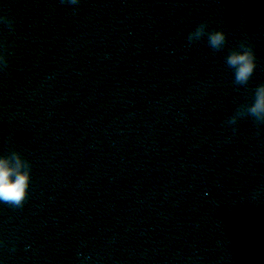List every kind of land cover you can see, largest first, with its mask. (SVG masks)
<instances>
[{"label": "clouds", "instance_id": "9594fccd", "mask_svg": "<svg viewBox=\"0 0 264 264\" xmlns=\"http://www.w3.org/2000/svg\"><path fill=\"white\" fill-rule=\"evenodd\" d=\"M61 3L78 5L80 0H61ZM0 23L5 24L9 29L14 26V20L6 15H0ZM205 36L209 48L214 52L223 50L227 44V33L223 29L209 30L207 21L201 22L189 32L187 40L192 44ZM9 54L7 46L0 43V71L8 69ZM224 62L233 72V83L246 87L257 68L254 46L247 39L241 40L236 47L229 50ZM243 117H251L258 126L264 125V83L258 84L253 90L252 102L240 105L225 123L235 126ZM233 131H236L235 127ZM32 167L31 161L20 151L14 150L7 155H0V204L12 209L24 207L30 197Z\"/></svg>", "mask_w": 264, "mask_h": 264}]
</instances>
